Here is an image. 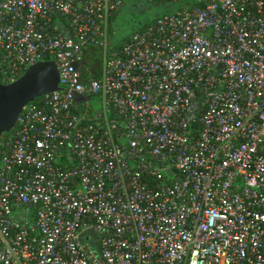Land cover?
<instances>
[{
	"label": "built area",
	"instance_id": "2783aa9c",
	"mask_svg": "<svg viewBox=\"0 0 264 264\" xmlns=\"http://www.w3.org/2000/svg\"><path fill=\"white\" fill-rule=\"evenodd\" d=\"M125 1L0 0V82L61 89L0 139V264H264V0L114 42Z\"/></svg>",
	"mask_w": 264,
	"mask_h": 264
},
{
	"label": "water",
	"instance_id": "95a60500",
	"mask_svg": "<svg viewBox=\"0 0 264 264\" xmlns=\"http://www.w3.org/2000/svg\"><path fill=\"white\" fill-rule=\"evenodd\" d=\"M59 83V71L54 61L31 66L14 83L4 85L0 82V139L14 130L26 106L45 95L60 91ZM73 99L76 103L89 100L77 94L73 95Z\"/></svg>",
	"mask_w": 264,
	"mask_h": 264
},
{
	"label": "rangeland",
	"instance_id": "374dc122",
	"mask_svg": "<svg viewBox=\"0 0 264 264\" xmlns=\"http://www.w3.org/2000/svg\"><path fill=\"white\" fill-rule=\"evenodd\" d=\"M180 7V4L159 3L150 0H126L125 7L121 16L116 20V36L114 42L129 33L142 28L144 25L153 22L157 17L164 13H169L173 9ZM93 53L88 55V60L92 65L99 67L101 59L96 54V60H93ZM95 108H101L100 99H93Z\"/></svg>",
	"mask_w": 264,
	"mask_h": 264
},
{
	"label": "trees",
	"instance_id": "16d2710c",
	"mask_svg": "<svg viewBox=\"0 0 264 264\" xmlns=\"http://www.w3.org/2000/svg\"><path fill=\"white\" fill-rule=\"evenodd\" d=\"M157 2H159V3H164V2H162V1H157ZM164 14H165V13H164ZM164 14H162V15H164ZM162 15H161V16H162ZM159 17H160V16H159ZM157 18H158V17H157ZM157 18H156V19H157ZM153 22H154V21H153ZM153 22H151V23H153ZM151 23H149V24H151ZM149 24H146V25H144L143 27H145V26H147V25H149ZM143 27H142V28H143ZM142 28H140V29H142ZM140 29H137V30H140ZM96 54H97V56L99 55L98 52H95L94 55H93V57H92L93 60H96Z\"/></svg>",
	"mask_w": 264,
	"mask_h": 264
}]
</instances>
